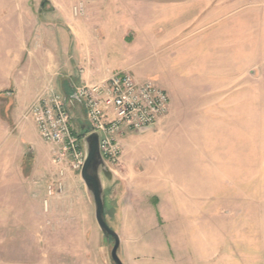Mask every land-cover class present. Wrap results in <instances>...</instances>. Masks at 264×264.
<instances>
[{
    "label": "rangeland",
    "instance_id": "1",
    "mask_svg": "<svg viewBox=\"0 0 264 264\" xmlns=\"http://www.w3.org/2000/svg\"><path fill=\"white\" fill-rule=\"evenodd\" d=\"M24 5L42 39L56 38V50L46 46L56 71L95 54L114 60L128 47L147 73L123 72L170 96L168 116L126 133L120 167L101 173L122 263L264 264V0ZM38 15L55 23V36ZM67 92L82 145L91 134L84 107L71 98L75 88ZM45 143L35 170L24 159L31 175L16 210L0 217V264H115L81 169L64 171Z\"/></svg>",
    "mask_w": 264,
    "mask_h": 264
},
{
    "label": "crops",
    "instance_id": "2",
    "mask_svg": "<svg viewBox=\"0 0 264 264\" xmlns=\"http://www.w3.org/2000/svg\"><path fill=\"white\" fill-rule=\"evenodd\" d=\"M25 9L24 0H0V206H6L0 208V217H10L16 210L15 199L31 175L25 169L24 159L30 156L34 170L41 160L46 143L35 121L25 118V113L44 88L65 97L69 93L67 85L73 90L82 84L102 81L113 72L129 71L139 79L147 73L136 54L126 46L114 60L95 54L88 62L82 58L71 60L70 65L65 62L56 71V57L47 50L48 46L56 50V38L48 42L42 39L39 28L26 22ZM38 21L56 35L53 21L42 22L39 15ZM42 50L48 52L42 55Z\"/></svg>",
    "mask_w": 264,
    "mask_h": 264
},
{
    "label": "built area",
    "instance_id": "3",
    "mask_svg": "<svg viewBox=\"0 0 264 264\" xmlns=\"http://www.w3.org/2000/svg\"><path fill=\"white\" fill-rule=\"evenodd\" d=\"M74 93L84 107L90 132L102 134L101 152L113 167L121 165L122 137L154 129L168 116L171 106L166 90L152 80H138L129 72L111 73L102 81L79 85ZM68 106L54 90L44 88L26 112L42 139L53 147L64 171L68 166L80 170L85 158Z\"/></svg>",
    "mask_w": 264,
    "mask_h": 264
},
{
    "label": "water",
    "instance_id": "4",
    "mask_svg": "<svg viewBox=\"0 0 264 264\" xmlns=\"http://www.w3.org/2000/svg\"><path fill=\"white\" fill-rule=\"evenodd\" d=\"M64 98L66 101L67 98ZM71 98L80 101L75 93L71 95ZM101 141L102 134L100 132L91 133L83 138L82 146L85 158L80 174L86 189L94 202L95 219L99 229L115 241L111 254L112 259L115 264H123L118 255V250L121 244L120 236L109 226L106 220L104 185L101 173L103 169H111L102 155ZM30 152H33V150Z\"/></svg>",
    "mask_w": 264,
    "mask_h": 264
}]
</instances>
